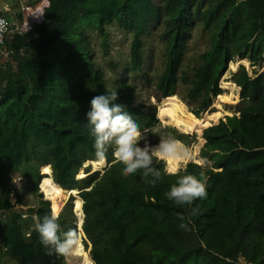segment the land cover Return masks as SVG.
<instances>
[{
    "label": "trees",
    "instance_id": "trees-1",
    "mask_svg": "<svg viewBox=\"0 0 264 264\" xmlns=\"http://www.w3.org/2000/svg\"><path fill=\"white\" fill-rule=\"evenodd\" d=\"M49 2L43 23L34 28L37 38L15 36L9 45L15 53L0 60V264L5 256L16 264H63L60 256L46 255L34 230L35 223L51 213L41 185L49 177L59 189L79 191L81 229L94 264H264V73L253 78L241 66L231 74L230 80L240 88L239 97L234 95L239 99L237 111L220 116L217 124L202 131L198 154L210 166L202 169L190 162L187 173L198 178L205 173V199L176 204L166 193L177 177L166 173L164 161L154 162L161 179L146 183L142 170L123 175L124 166L114 160L111 149L102 172L89 174L85 168L86 176L77 179L86 162L94 168L105 164L96 160L86 119L94 96L115 90V102L126 107L142 132L162 128L157 106L135 104L136 87L127 76L141 69L143 38L151 27L163 26L159 39L165 46L156 101L164 99L159 107L167 108V98L176 95L182 83L187 87L181 99L186 113L192 126L200 127L209 121L210 115H202L213 99L228 96L221 89L234 92L230 82L219 88L229 63L248 62L253 73L264 67V0ZM198 24L208 32L210 47L201 54L202 64L193 68V76H178L187 41ZM109 25L132 35L129 63L111 88L84 39L85 30H96L106 48ZM162 122L169 125L162 135L171 133L186 145L196 142L195 133L183 134ZM47 166L51 176L42 171ZM11 173L35 179L36 185L42 179L46 200L40 194L37 207L15 211L23 203L7 196L4 182L12 180ZM192 208L199 212L189 223ZM76 221L70 203L60 214L62 231L68 222L75 228ZM181 223L188 230L180 228Z\"/></svg>",
    "mask_w": 264,
    "mask_h": 264
},
{
    "label": "rangeland",
    "instance_id": "rangeland-1",
    "mask_svg": "<svg viewBox=\"0 0 264 264\" xmlns=\"http://www.w3.org/2000/svg\"><path fill=\"white\" fill-rule=\"evenodd\" d=\"M145 0H139V3H143ZM156 1V0H154ZM163 30V26H155L151 27L149 34L143 38V47H142V56H143V64L141 66L140 71L137 72H129L127 76L129 77V83L136 87V97L135 104H144V105H155L157 106V111L161 102L158 104L156 101V83L163 71L164 63H165V46L159 39V34ZM106 32L108 34L106 41V48H103L101 45V39L96 30H85L84 31V39L88 42L91 49V56L93 61L97 66L101 68L104 74L105 84L108 88H111L115 82L120 80L123 76V71L125 67L129 63V53H130V43L132 40V35L122 29H119L115 25H109L106 27ZM210 36L208 32L204 31L201 24H198L194 29H192V38L187 41L185 47V54L181 66L178 70V76L181 73H185L188 76H193V68H196L202 64L201 54L207 51L210 47ZM238 59L228 64L226 72L221 76L219 80V88L222 82H230L234 85V92L227 91L221 89L223 93H227L228 96L226 99L218 101L217 97L213 99L211 107L202 115V117L206 115H210L208 125L217 124L218 120L224 116L225 114H230L231 116L234 111H237V105L239 103V99H235L233 95L239 97V89L232 82L231 74H235L239 71V68L242 66L247 71L248 75L251 77H256L262 71V68L256 70V73H253L249 67L239 64ZM248 63V62H247ZM235 65V69L231 66ZM231 67V68H230ZM187 87L182 85V83H178L176 95L167 98L166 104L167 108L171 111L172 116L184 124H186L188 129L184 128L181 125L168 122L161 117L156 118L161 124V127H167L169 125L164 124L162 121L175 125L176 128L183 132V134H193L192 130V119L188 112V107L185 101L181 100L184 98ZM192 106H197V103H193ZM212 108L215 110L213 113ZM213 113V114H211ZM222 114L219 119H216V114ZM162 128H154L151 131H147L146 134L148 136L149 142L154 143L157 137L162 135ZM207 128V127H206ZM202 130L200 132L195 133L197 135V140L194 144H190L189 146L194 150V152L199 153L201 146L204 141L200 138L202 134ZM166 163V168L169 166ZM106 163L104 165H99L96 168L92 165L91 162H86L83 168L78 172L77 179H82L85 175V168H89V174L94 172H102L105 168ZM39 174L44 176L41 173V167L39 168ZM83 174V175H82ZM12 180L5 181V186L7 190V196L12 202H22V206H16L15 211L20 212L19 210L25 212L28 208L37 207L39 205L40 194L44 200H46L45 195L41 192L40 182L36 185L35 179L24 178L21 174L11 173ZM51 176V170L50 175ZM50 184L43 186L44 192L48 197V200L51 205V210L55 208L60 209V214L64 212L67 206L72 203V214L76 216V227L79 229V233L82 238V244L77 249V253L75 256L71 257H63V264H89L90 256H89V244L86 243V237L81 229V223L83 221L82 216V202L76 195V191H71V193L75 194V198L69 195V191H64L59 189L56 184L49 177L48 179ZM42 185V184H41ZM73 199V200H72ZM75 199V208L73 210V201ZM72 200V201H70ZM79 205V207H77ZM81 207V208H80ZM81 210V211H80ZM78 213V216L75 214ZM0 219H3V216H0ZM73 221V220H72ZM79 225V226H78ZM66 231L73 229V223L68 222ZM62 230V228H61ZM86 245L88 248H86ZM3 264H16L11 258L4 257L2 258ZM240 264H245L242 260H240Z\"/></svg>",
    "mask_w": 264,
    "mask_h": 264
},
{
    "label": "clouds",
    "instance_id": "clouds-1",
    "mask_svg": "<svg viewBox=\"0 0 264 264\" xmlns=\"http://www.w3.org/2000/svg\"><path fill=\"white\" fill-rule=\"evenodd\" d=\"M4 28L5 22L0 20V32ZM238 89L240 91V88ZM117 100L118 93L115 90L107 95H96L90 100V110L86 113V119L94 138L96 160L106 163L111 149L114 160L124 166L123 175H134L142 170L145 182L152 184H156L161 179V171L154 167V162H167L169 166L165 170L166 173L177 177L176 182L166 193L169 200L179 205H191L196 199H205L207 176L203 171L199 173V178L197 175L187 173V165L195 162L203 169L210 166L209 161L200 157L189 145L171 133L163 134L155 145L150 143L146 132H142L132 115L126 111V107L115 102ZM44 169L50 171V166ZM44 169L43 172H45ZM181 172L185 174L181 175ZM41 177L44 178L42 175ZM148 177L152 179L149 181ZM46 181L49 180L47 178L42 180V187L48 185ZM198 212V208L190 210L189 223H191V217ZM59 218L60 209H52L49 215L35 223L34 230L39 234L40 243L46 250V255L75 256L82 244L79 229L62 231ZM179 219L184 221L185 217L180 215ZM179 226L188 230V225L185 223ZM89 264H94V261L89 260Z\"/></svg>",
    "mask_w": 264,
    "mask_h": 264
},
{
    "label": "built area",
    "instance_id": "built-area-1",
    "mask_svg": "<svg viewBox=\"0 0 264 264\" xmlns=\"http://www.w3.org/2000/svg\"><path fill=\"white\" fill-rule=\"evenodd\" d=\"M49 0H41L34 6H21L23 18L20 22H10L6 17L0 16V20L5 22V28L0 32V60L7 59L15 53L13 48L6 46V38L9 34L15 36H26L32 29L43 23L45 11L49 8Z\"/></svg>",
    "mask_w": 264,
    "mask_h": 264
},
{
    "label": "crops",
    "instance_id": "crops-1",
    "mask_svg": "<svg viewBox=\"0 0 264 264\" xmlns=\"http://www.w3.org/2000/svg\"><path fill=\"white\" fill-rule=\"evenodd\" d=\"M40 2L41 0H0V16L6 17L10 22H20L23 18L21 6L27 5V6L34 7L38 5ZM34 28H36V26ZM34 28L32 29V31H30L29 35L26 34L25 36L29 38L30 41L37 38V35L34 33ZM14 37L15 35H12V34H9L7 36L6 46L8 48H9V45H11L12 38Z\"/></svg>",
    "mask_w": 264,
    "mask_h": 264
},
{
    "label": "bare ground",
    "instance_id": "bare-ground-1",
    "mask_svg": "<svg viewBox=\"0 0 264 264\" xmlns=\"http://www.w3.org/2000/svg\"><path fill=\"white\" fill-rule=\"evenodd\" d=\"M241 63H243L245 66H247V62H245V61H241ZM232 68H235V66H231ZM230 67V68H231ZM230 91H232V90H230ZM225 93V92H224ZM233 97H234V95H233ZM235 98V97H234ZM158 111H159V114H161V117L163 118V119H165L166 121H168V122H172V123H175V124H178V125H181V126H183L184 128H186V129H188V127H186L187 125L186 124H184L183 122H181L180 120H178V119H176V118H174L173 116H172V113H171V111L168 109V108H161V107H159L158 108ZM222 114H216V119H218L220 116H221ZM230 115V114H229ZM209 122V121H208ZM207 122V123H208ZM207 123H205V124H203L202 126H197V127H193L192 126V130H193V133H197V132H200V130L201 129H203V128H205V127H208V126H210V125H208ZM40 188V187H39Z\"/></svg>",
    "mask_w": 264,
    "mask_h": 264
},
{
    "label": "water",
    "instance_id": "water-1",
    "mask_svg": "<svg viewBox=\"0 0 264 264\" xmlns=\"http://www.w3.org/2000/svg\"><path fill=\"white\" fill-rule=\"evenodd\" d=\"M264 73V68L262 69V71H260V74ZM73 191H76V195L79 194V191L77 190H73ZM70 196H72L73 198H75V194L71 193V191L68 192ZM82 202V201H81ZM83 222H81V225H82Z\"/></svg>",
    "mask_w": 264,
    "mask_h": 264
},
{
    "label": "snow or ice",
    "instance_id": "snow-or-ice-1",
    "mask_svg": "<svg viewBox=\"0 0 264 264\" xmlns=\"http://www.w3.org/2000/svg\"><path fill=\"white\" fill-rule=\"evenodd\" d=\"M45 172H49V169H44ZM46 184H50V181H46ZM79 207V205H77Z\"/></svg>",
    "mask_w": 264,
    "mask_h": 264
}]
</instances>
